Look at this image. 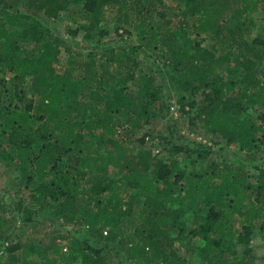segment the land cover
<instances>
[{"label": "trees", "instance_id": "16d2710c", "mask_svg": "<svg viewBox=\"0 0 264 264\" xmlns=\"http://www.w3.org/2000/svg\"><path fill=\"white\" fill-rule=\"evenodd\" d=\"M256 11L264 0H0V181L19 178L21 195L16 208L0 202V264H113L90 238L59 235L67 226L116 246L128 264H252V237L264 230ZM35 12L65 19L91 44L115 24L147 47L85 57ZM147 49L154 60L144 64ZM155 63L176 73L190 124L225 140L256 174L187 146L154 155L148 132L131 141L166 111ZM50 205L55 222L39 215ZM193 219L200 227L188 230ZM188 237L201 243L200 258L179 254Z\"/></svg>", "mask_w": 264, "mask_h": 264}, {"label": "rangeland", "instance_id": "374dc122", "mask_svg": "<svg viewBox=\"0 0 264 264\" xmlns=\"http://www.w3.org/2000/svg\"><path fill=\"white\" fill-rule=\"evenodd\" d=\"M252 16L257 22V28L255 29L254 36L264 38V13L256 11L252 14ZM34 19H37L43 26L63 38L67 44L72 47V49L82 53L85 57L99 59L102 55L106 54L108 49L115 47L117 44L123 46H142L143 48L147 47V43L139 37L135 31H131V34H127L124 30H119L115 24L105 26V30L108 34L103 39L101 44H91L83 40V32H81L78 36L72 35L69 32L70 28H75V26L70 25L69 22L63 18L58 20H49L41 16L39 12H35ZM198 42H200L202 46L211 44L203 39H198ZM180 44L181 43L176 41L177 46H180ZM147 50L148 56L143 55L141 57L144 64L152 63L154 60L150 58L153 55L149 52V49ZM155 64L158 70L156 73L157 82L163 86L161 95L162 108H165L166 111H162V113L156 112V123L152 126L154 129L143 131L142 133L135 135L131 141L140 144L138 139L142 138L143 135L148 132L149 137L146 139V146L151 148L154 155L164 157L165 153L163 149L166 147L171 148L174 145L184 147L187 146L194 151L210 152L212 154V158L214 159L219 158L224 161L226 159L229 162H234L236 165L245 164L244 166H246V168L250 171V174H256L252 165L247 164V162L235 149L231 150L226 147L225 140L218 138L205 127H201L199 125L194 127L190 124V118L193 116L194 111L188 107V100H183V96L181 97V95H178L172 87L171 78L175 77L176 73H174L170 68H163L161 65H158L157 63ZM263 66L264 62L260 64V67ZM76 75H79L78 71L76 72ZM166 102H168V105L164 107ZM252 114L255 116L254 113ZM19 181V178L16 179L13 176H10L6 182L0 181L1 205L8 204L15 206L16 208L17 203L21 199V195L19 196L17 194L18 189L16 186L18 184L16 182ZM13 203L14 205H12ZM54 210L55 207L50 205L47 209H45V211L39 214L41 220H52L55 222L56 217L54 215ZM205 211L207 212V209H205ZM200 224L201 222L193 219L191 223L188 224L187 229H199ZM260 226L261 225L259 224L255 230L250 243V253L247 255V258L252 261V264H264V230H262ZM57 230L59 231V235L79 237L83 239L86 237L90 238L92 246L103 250L104 254L111 258L113 264H128L127 262H124L125 259L118 253L116 246L109 245L108 242L103 239H96V237L90 236V232L87 228L80 231L77 226H67L65 228L57 227ZM24 231L27 232V229L25 228ZM174 235L177 236L178 231H175ZM104 236H106L105 233ZM185 250H188L189 254H192V256L200 258L201 243L195 242L192 238L188 237L185 241L178 244L179 254L183 253ZM245 250V246L238 245V256L244 255L246 252ZM64 251L66 252L67 248H65Z\"/></svg>", "mask_w": 264, "mask_h": 264}, {"label": "built area", "instance_id": "2783aa9c", "mask_svg": "<svg viewBox=\"0 0 264 264\" xmlns=\"http://www.w3.org/2000/svg\"><path fill=\"white\" fill-rule=\"evenodd\" d=\"M105 234L107 235V232H105Z\"/></svg>", "mask_w": 264, "mask_h": 264}]
</instances>
